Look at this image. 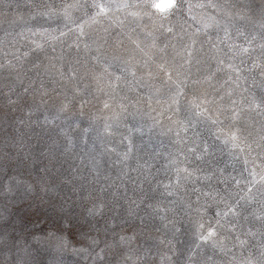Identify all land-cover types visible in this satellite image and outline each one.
I'll use <instances>...</instances> for the list:
<instances>
[{
  "label": "clouds",
  "instance_id": "1",
  "mask_svg": "<svg viewBox=\"0 0 264 264\" xmlns=\"http://www.w3.org/2000/svg\"><path fill=\"white\" fill-rule=\"evenodd\" d=\"M100 2L0 42V264H264V0Z\"/></svg>",
  "mask_w": 264,
  "mask_h": 264
},
{
  "label": "rangeland",
  "instance_id": "2",
  "mask_svg": "<svg viewBox=\"0 0 264 264\" xmlns=\"http://www.w3.org/2000/svg\"><path fill=\"white\" fill-rule=\"evenodd\" d=\"M39 2L40 0H0V42H6L11 47L12 41L19 40L22 33L36 30L38 18H33L35 15L34 5H38ZM123 20V16L117 15L114 25ZM130 21L131 18L128 22ZM37 40L40 39L37 38ZM40 42L43 43L42 40ZM48 71L54 72L55 68L49 66ZM23 87V79L13 78L6 71L0 70V101L6 103L9 96L15 99V92L11 90L18 91ZM145 147L148 145L145 144Z\"/></svg>",
  "mask_w": 264,
  "mask_h": 264
},
{
  "label": "snow or ice",
  "instance_id": "3",
  "mask_svg": "<svg viewBox=\"0 0 264 264\" xmlns=\"http://www.w3.org/2000/svg\"><path fill=\"white\" fill-rule=\"evenodd\" d=\"M116 6L118 7H122V8H125V9H131L132 8V3H131V0H116ZM156 8L158 9H161L163 10L164 8L168 7V5H165V4H156L154 5ZM109 11V7L107 6L106 3H104V0H101V2L99 3L98 5V15H104V14H107ZM68 14V10L66 9L65 10V15ZM130 15L132 16H137L138 13L135 12V11H131L130 12ZM206 27L208 26L207 24L205 25ZM58 37L56 36H52V35H49L47 36V40L51 41V40H55L57 39ZM32 43L34 44L35 47L39 48V47H42L43 46V43L40 42V40H33ZM245 51H247V49H245Z\"/></svg>",
  "mask_w": 264,
  "mask_h": 264
}]
</instances>
